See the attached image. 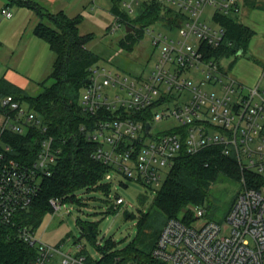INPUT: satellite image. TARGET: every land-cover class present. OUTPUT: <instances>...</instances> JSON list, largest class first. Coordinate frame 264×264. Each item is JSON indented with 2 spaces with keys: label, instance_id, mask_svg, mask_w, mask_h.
I'll list each match as a JSON object with an SVG mask.
<instances>
[{
  "label": "built area",
  "instance_id": "2783aa9c",
  "mask_svg": "<svg viewBox=\"0 0 264 264\" xmlns=\"http://www.w3.org/2000/svg\"><path fill=\"white\" fill-rule=\"evenodd\" d=\"M145 3L160 6L164 14L172 11L170 21L132 29L141 30L159 50L151 72L132 76L99 62L89 69L80 91L87 121L79 132L94 147L91 158L109 168L104 182L112 191L115 174L155 192L181 155L213 148L233 157L243 172L264 179V66L254 86L230 74L231 64L244 52L219 19H238L241 0H124L122 7L135 19ZM208 7L214 10V25L205 19ZM1 13L13 17L7 8ZM114 18L112 33L123 25L129 28ZM7 135L30 136L35 158L13 159ZM61 153L43 117L27 104L0 95V224L18 227L20 238L36 251L33 264H95L71 237L52 246L18 222L40 195ZM67 203L64 198L49 201L54 214ZM125 204L116 195L110 208ZM188 210L192 223L171 219L165 224L156 258L167 264H264V184L248 188L244 182L224 223L208 219L203 206Z\"/></svg>",
  "mask_w": 264,
  "mask_h": 264
},
{
  "label": "trees",
  "instance_id": "16d2710c",
  "mask_svg": "<svg viewBox=\"0 0 264 264\" xmlns=\"http://www.w3.org/2000/svg\"><path fill=\"white\" fill-rule=\"evenodd\" d=\"M111 1V14L127 23L131 29L136 26L143 29L161 20H171L172 11L164 14L160 6L147 3L139 7L136 18L132 19L122 7L123 0ZM10 4L32 10L39 16L41 21L34 34L46 41L56 56L50 76L41 83L43 91L36 96L19 93L14 86L0 81V95L27 104L43 117L49 134L62 147L53 174L44 180L40 195L18 220L19 225L21 223L36 230L51 212L49 201L52 198H64L71 203L81 191L110 194V185L104 182L109 168L91 158L94 147L79 132V127L87 121L79 105L80 91L89 77V69L101 59L87 48L93 35L79 34V26L84 19L82 15L69 18L63 12L52 14L33 0H7V5ZM250 8L264 10V5ZM44 19H49L53 26L44 24ZM219 19L227 29L229 39L246 53L253 31L236 18L224 16ZM134 32L126 34L127 41L123 43L126 49L132 50L143 34L141 30ZM237 60L233 61L231 68ZM47 81L52 82L49 87L46 86ZM6 140L13 147L10 154L13 159L26 162L35 158L37 148L30 136L7 135ZM221 175L237 181L245 177L248 188H258L264 184L263 178L252 172H243L233 157L222 155L218 148L207 149L194 156L183 154L163 185L155 191L150 210L140 212L135 239L123 249H117V243L108 241L104 248H99L102 258L95 264H167L154 256L163 227L171 219L192 223L193 214L188 208L204 206L211 185ZM146 202L147 196L141 195L139 203L144 205ZM116 209L110 208L108 211ZM125 217L130 219L135 216L126 214ZM87 228V237L96 245L95 226L89 225ZM35 254V249L20 238L17 226L0 224V264H33Z\"/></svg>",
  "mask_w": 264,
  "mask_h": 264
},
{
  "label": "rangeland",
  "instance_id": "374dc122",
  "mask_svg": "<svg viewBox=\"0 0 264 264\" xmlns=\"http://www.w3.org/2000/svg\"><path fill=\"white\" fill-rule=\"evenodd\" d=\"M33 1L40 4L48 12L56 9L53 7L52 1ZM241 2L243 4H240L238 20L245 24L248 23L247 21H251V23L254 21L261 27V31H257V36L250 43L249 53L241 56L230 70V74L239 81V77L248 80L253 78L254 73L251 68L255 57L252 52L255 48L264 45L262 38L264 37V12L254 11L255 9L250 8L254 5L255 7L264 5V0H241ZM3 4L7 5V0H0V80L10 70H16L30 78L27 88L19 93L36 96L43 91L41 83L46 81L51 74L55 54L51 53L49 59L47 58L46 62H43V59L30 55V48L29 51L16 50L18 45L25 44V36L28 35L29 31H33L41 20L34 11L15 4L7 5L13 15L11 19H7L1 13ZM111 7V0H96L85 10L82 8L78 12H74L76 10L73 9L72 13H77L73 15L80 14L84 17L79 26V34L81 36L93 35V40L88 43L87 48L100 57L101 64L132 76L148 74L157 62L158 48L153 46L147 35L141 33L142 35L139 36L140 38L132 50L126 49L123 46V43L127 41L126 27L123 25L115 33L111 32L116 23L114 16L108 12ZM213 14V8H206L205 19L211 25H214L211 21ZM43 23L53 26L49 19H44ZM157 30L162 29L157 27ZM25 31L27 32L25 33ZM22 38L23 40H21ZM9 49H12L14 53H11ZM194 77L198 82L199 74H194ZM51 83V81H47L46 86L49 87ZM113 178L115 179L114 186L109 194L111 197L95 191L79 192L78 202L76 199L75 203L68 202L66 207L56 214L51 210L40 227L36 229L37 236L52 246L71 237L73 242L81 243L85 247L86 252L94 261L101 260L102 254L99 248H104L110 240L117 243V249L125 248L135 239L138 216L140 212L150 210L155 192L141 183L129 181L123 176L113 174ZM246 180L245 177H241L237 181L221 175L217 182L211 185L208 198L203 206L207 210V218L218 223H224L236 198L243 190ZM120 182L126 183L128 186H122ZM116 195L122 197L126 204L113 212H109L108 208L113 206ZM141 195L147 196V202L144 205L139 203ZM67 210H70V213ZM126 214L135 217L126 219ZM89 225L95 226L94 240L96 245H93L86 235L85 231ZM71 245L72 243L67 244L66 249L68 250Z\"/></svg>",
  "mask_w": 264,
  "mask_h": 264
},
{
  "label": "crops",
  "instance_id": "0c3cea01",
  "mask_svg": "<svg viewBox=\"0 0 264 264\" xmlns=\"http://www.w3.org/2000/svg\"><path fill=\"white\" fill-rule=\"evenodd\" d=\"M36 1H39V0H36ZM49 1H52L53 7L56 8V9H54V11H49L50 13L56 14L59 12H63L69 18H75L76 16H78L80 14L73 15V14H77V13H72L74 10H76L74 12H78L82 8H84L83 10H85L88 6L93 4V2L96 0H49ZM5 5L3 4L1 12L4 8L8 9L7 5L6 6ZM110 10L111 9H109L108 12H110ZM254 11L264 12V10L257 9V8ZM247 22H248L247 24L242 23V22L241 23L244 26L248 27L250 30H252L254 35L248 44V48H247L246 53H244V54L249 53L250 43L255 38V36H257V31L258 32L261 31V27L256 22H254V21L252 23H251V21H247ZM36 26L34 27L33 31H29L28 35L25 36V38L23 37L25 39V41H24L25 44L22 46L18 45V47H16V50H18V51H29V48H30V55L31 56L38 57L39 59H43L44 60L43 62H46L47 58L49 59V56H51L50 54L53 52L51 51V49H50V47L46 41L39 39L35 36L34 30H35ZM26 32L27 31H25V33ZM23 38L21 40H23ZM262 38L264 40V37H262ZM9 50L11 53H14L12 51V49H9ZM252 53L254 54V57H255L253 60V65H252L253 67L251 68V70L254 73L253 78L251 80H248V79H245L243 77H239L240 81L242 83L246 84L247 86H254L259 81V79L261 77L263 66H264V45H261V46L255 48ZM55 59H56V56L54 58V62H55ZM54 62H53V65H54ZM53 65H52V70H53ZM29 79H30L29 77H27L26 75L20 74L16 70H10L6 74V76H4L0 81H5L8 84L14 86L18 91L23 92L29 84ZM22 94H24V93H22Z\"/></svg>",
  "mask_w": 264,
  "mask_h": 264
},
{
  "label": "water",
  "instance_id": "95a60500",
  "mask_svg": "<svg viewBox=\"0 0 264 264\" xmlns=\"http://www.w3.org/2000/svg\"><path fill=\"white\" fill-rule=\"evenodd\" d=\"M132 29L131 28H127V32H130ZM244 52V50H241L240 53L242 54ZM88 82V80L84 81V84H86Z\"/></svg>",
  "mask_w": 264,
  "mask_h": 264
}]
</instances>
